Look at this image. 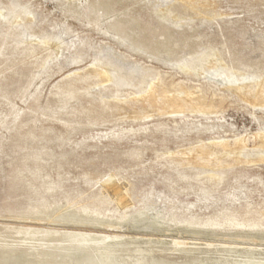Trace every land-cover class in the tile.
<instances>
[{
  "label": "rangeland",
  "instance_id": "obj_1",
  "mask_svg": "<svg viewBox=\"0 0 264 264\" xmlns=\"http://www.w3.org/2000/svg\"><path fill=\"white\" fill-rule=\"evenodd\" d=\"M248 259L264 0H0V264Z\"/></svg>",
  "mask_w": 264,
  "mask_h": 264
},
{
  "label": "bare ground",
  "instance_id": "obj_2",
  "mask_svg": "<svg viewBox=\"0 0 264 264\" xmlns=\"http://www.w3.org/2000/svg\"><path fill=\"white\" fill-rule=\"evenodd\" d=\"M113 190H114V192H116V193H120V188L118 187V186H112L111 187ZM121 200H123V198L121 199ZM243 264H264V263H257V262H252V260L251 259H248L247 261H245Z\"/></svg>",
  "mask_w": 264,
  "mask_h": 264
}]
</instances>
